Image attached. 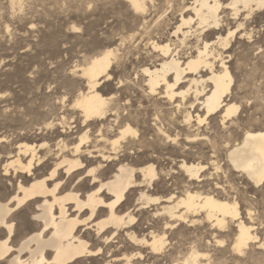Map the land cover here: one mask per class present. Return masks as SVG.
Masks as SVG:
<instances>
[{
  "label": "bare ground",
  "instance_id": "6f19581e",
  "mask_svg": "<svg viewBox=\"0 0 264 264\" xmlns=\"http://www.w3.org/2000/svg\"><path fill=\"white\" fill-rule=\"evenodd\" d=\"M123 1L134 14L143 17L152 3V0H139L143 10L138 12L129 0ZM187 1H176L174 10L178 19L168 39L156 36L160 26L152 29V24L146 22L141 31L130 35V40L143 44L151 61L137 68L134 77L137 82L132 86L137 87L141 98L168 101L181 113L177 125L169 122L170 128L167 127L162 109L158 108L151 124L145 118L142 120L145 127L142 131L130 100L122 103L117 93L103 94L102 86L109 85L112 66L119 59L118 49L108 48L88 60L98 61L92 69L97 80L91 91L87 79L83 88L77 89L73 103H77L78 97L80 108L69 105L62 111L61 104L60 109L52 105L46 111L20 110V127L0 133V170L10 185L7 191L0 192V255L4 257L0 264H73L84 258L95 259L103 254L105 247L112 248V243L122 234L133 250L117 254L113 261L133 264L134 260L145 259L143 254L148 250L159 264L168 231L173 236L183 224L208 225L220 247L224 246V239L215 238L216 232L229 236L232 226L235 227L229 249L240 257L253 246L264 248V240L259 239L250 223V210L246 212V221L236 199L222 198L199 186L209 166L214 171L220 169V148L233 171L245 176L255 187L264 185V139L261 138L264 126L244 127L240 138L226 140L221 147L203 131L208 119H216L217 115L219 125L228 129L240 111V104L228 98L234 79L227 64L229 60L223 56L230 48V40L222 33V24L228 15L239 20L264 8L259 7V0H247L249 7H244L245 0ZM225 3L237 7L225 8ZM238 27L239 23L227 33ZM213 34L216 37L212 38ZM225 41L227 47L223 46ZM109 52L113 55L103 59ZM225 72L230 77L227 82L220 79ZM122 81L118 80L117 87L125 86L128 79L123 84ZM85 113L90 114L87 120ZM200 120L205 122L201 124ZM7 125L10 127L11 123ZM127 128L137 135L124 136L121 140ZM197 140L209 144L211 152L209 156L198 152L199 159L195 160L189 157L190 146L186 144L193 145ZM167 146L171 147L168 153L164 152ZM164 158L170 159L167 167ZM202 158L206 163L200 161ZM166 176L173 179L167 194ZM19 213L26 219L29 216L22 228ZM138 216H144L142 228L138 226ZM3 224L13 225L10 235ZM92 235L96 236L95 242ZM84 245L90 255L80 254ZM186 252L181 261L174 258L171 262L200 264V259L208 256L197 246Z\"/></svg>",
  "mask_w": 264,
  "mask_h": 264
},
{
  "label": "rangeland",
  "instance_id": "374dc122",
  "mask_svg": "<svg viewBox=\"0 0 264 264\" xmlns=\"http://www.w3.org/2000/svg\"><path fill=\"white\" fill-rule=\"evenodd\" d=\"M176 1L171 0L168 3L169 0L168 2L167 0H152L151 4L148 3V11L143 17L140 14H134L123 0H0V133L10 132L11 128L20 127V113L29 108L46 111L52 105L56 106L53 101L64 93L67 85L64 72L67 65L82 67L85 60H89L108 48L118 49L116 53L119 59L112 66V78L108 82L109 85L102 86L103 94L117 93L122 103L127 99L130 100L134 114L138 113L142 131L145 129L142 120L145 118L147 123L151 124L158 108L162 109L164 123L167 127L170 128L169 122H175L177 125L182 119L181 113H178L168 101L141 98L137 87L132 86V83L137 82L134 78L137 68L151 61L148 59L143 44L138 40H130L131 34L141 31L144 22L149 26L152 24V29L156 25L160 26L159 35L156 36L161 35L162 39H168L169 31L178 19V13L174 10V8L177 9ZM89 4L93 5L91 9L88 7ZM246 17L248 19L241 16L238 20L228 15L221 27L224 35L229 29L235 28L238 23L245 24L246 31L241 29L237 35L232 37L230 50L228 49L223 54L224 58L229 60L227 64L234 79L228 98L240 104L238 118L234 124L228 126V129H223L219 125L218 115L216 119L215 117L209 118L207 121L209 123L203 126V131L211 139L214 137L212 140L218 146H223L226 140L231 142L240 138L245 130L244 127L247 129L257 125L264 126V54L260 53V48L264 47V34L260 31L264 26V10H254ZM72 25L80 27L81 31L79 33L69 31ZM249 34H255L254 41H249L247 38ZM214 37L216 35L213 34L212 38ZM54 66L55 70H53ZM127 79L133 80L132 83L126 82V85L121 87L122 89L117 87L118 80L126 81ZM52 82L57 85L59 91L54 89L52 94H49L48 88ZM84 84L85 79L82 85H76L75 91L83 88ZM56 108L60 109V105ZM11 119L14 121H9ZM6 123L9 125L11 123L10 127ZM185 132L186 130L183 133ZM202 142L197 140L193 145L186 144L191 147L187 150L189 157L199 159L200 153L198 152L209 156L211 147ZM166 150L164 152L168 153L171 147L167 146ZM219 155V171L211 170L213 167L209 166V170L205 171V179L199 183V186L203 190L214 191L222 198L236 199L241 216L246 221V212L250 210L252 212L250 223L255 227L254 232L259 239L264 240V185L255 187L245 176L233 171L227 164L221 148ZM166 159L164 158L163 162L167 167L170 165V159ZM200 161L206 163L204 158ZM1 174L0 170V192L7 191L10 187L7 178ZM164 180L167 194L172 189L173 179L166 176ZM2 186L5 189H1ZM19 216V227L22 228L27 224L29 216L27 219L21 213ZM144 216H138V226L141 228L145 226ZM183 225L173 236L168 231L167 236L170 243L167 242L164 253L159 256L161 259L159 264H173L171 261L174 258H180L181 261L191 246H197V249L208 254L206 258L200 259V264H264V248L258 249L257 246H253L243 257L234 255L230 251L231 234L235 231L233 226L229 236H226V233L216 232L215 238L224 239V246L220 247L214 242V231L208 225ZM94 239L96 236L92 235V240L95 242ZM116 239L112 243V248L105 247L106 249L102 255L97 257L98 259L84 258L73 264H120L113 261L116 255L120 256L124 252L131 253L133 248L123 234ZM100 244L98 242V245ZM143 255L145 259L134 260L133 264H157L148 250H145Z\"/></svg>",
  "mask_w": 264,
  "mask_h": 264
},
{
  "label": "snow or ice",
  "instance_id": "6c2138e0",
  "mask_svg": "<svg viewBox=\"0 0 264 264\" xmlns=\"http://www.w3.org/2000/svg\"><path fill=\"white\" fill-rule=\"evenodd\" d=\"M131 6L133 8L136 9V11H142L143 7L142 5L139 3V0H129ZM88 7L91 9L93 7L92 4H89ZM225 8H236L237 5L234 3H225L224 4ZM244 7H249L247 0H245V4ZM259 7L264 8V0H259ZM233 15H237V13H233ZM245 19H248V17H245ZM34 27V26H33ZM241 29H244L246 31V25L243 23H239V27L236 29V31H229L227 33V39L230 40L233 36L237 35L239 33V31ZM69 31L74 32V33H79L81 31L80 27L76 26V25H72L69 29ZM261 33L264 34V26L261 27L260 29ZM249 41H254L255 40V34H249L248 37ZM224 47H227V43L222 42ZM260 53L264 54V47L260 48ZM113 54L111 52L109 53H105L103 59L107 60L108 58H110ZM98 63V61L96 60H85L83 62V66L82 67H78L76 65H72V64H68L67 67L65 68L64 72H65V79L67 81V85L65 88V91L63 94H61L60 98H57L53 101V103L56 106H59L61 104L64 105V108L61 109L62 111L66 110L67 107L69 105H71L72 108L76 109V108H80L81 104L79 103V98L77 97V103H73V97L76 96V91H75V87L76 85H82L83 84V80L87 79L89 81L88 83V87L89 90L91 91L92 88L95 87V81L97 80L96 75L94 74V72L92 71V69L95 67V65ZM53 70H55V66L53 68ZM146 74H147V70H145ZM109 79H111V77H109ZM222 80H224L225 82H227L228 80H230V77H228V74L225 72L223 73L222 77L220 78ZM128 83L131 84L132 80L129 79ZM123 84V81H122ZM172 87V86H170ZM54 89L56 91H59L57 85L52 82L51 86L48 88V93L52 94V92L54 91ZM151 91L153 92V94H155V89L152 88ZM145 94H148V90L145 91ZM6 95V93H5ZM180 95H183L182 93ZM172 96H168V99H172ZM227 115V114H226ZM85 119H89L90 118V114L89 113H85L84 114ZM205 121L204 120H200V123L203 124ZM51 126V125H49ZM137 133L132 130L131 128H127L124 130V133L122 134V136L120 137L121 140L124 139V136H136ZM262 139H264V137H261ZM84 143V140L81 139V144ZM114 144L117 142H113ZM172 143H175V141H172ZM181 167H184V165H181ZM95 170L93 169L92 172H94ZM217 171H219V169H217ZM92 172H89V175H92ZM189 175L191 176V170H189ZM154 178V177H153ZM15 199V198H14ZM19 207V205H18ZM3 228L8 229V233L7 234H11L13 225L12 224H3ZM4 245L5 247L7 246V241H4ZM84 251L82 253H80L81 255H90L91 253H89L87 251V245L83 246ZM4 257L2 255H0V260H3Z\"/></svg>",
  "mask_w": 264,
  "mask_h": 264
}]
</instances>
